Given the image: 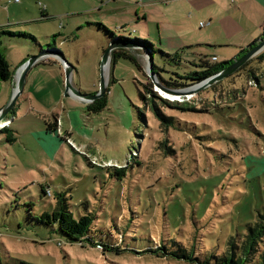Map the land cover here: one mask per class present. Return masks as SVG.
Returning a JSON list of instances; mask_svg holds the SVG:
<instances>
[{"label":"rangeland","instance_id":"rangeland-1","mask_svg":"<svg viewBox=\"0 0 264 264\" xmlns=\"http://www.w3.org/2000/svg\"><path fill=\"white\" fill-rule=\"evenodd\" d=\"M146 1L0 0V25L38 37H11L14 41L6 40L8 46H4L6 56L18 64L28 58L30 49L37 54L41 46L48 53L39 62L52 57L63 67L59 53L47 50L52 43L78 68L75 82L87 93L95 92L101 79V62L97 65L96 58L108 48L110 37L104 28L88 22H102L131 37L158 40L156 25L151 27V36L135 15V8ZM213 1L196 0V9L190 0H169L164 20L183 31L186 43L199 44L192 50L216 54L220 62L240 54L264 33V0ZM40 3L47 5L53 18L41 19ZM101 4L102 10L98 9ZM200 21L210 24L202 27ZM113 42L135 45L141 71L128 59L118 60L113 70L117 81L112 83L109 77L108 105L101 115L91 114L81 121L84 131L75 130L77 142L73 131L63 126L64 111L48 118L54 149L44 146L38 136L46 130L43 115L65 107L57 100V90L50 93L52 108L36 99H20L17 114L13 109L7 115L13 131L0 132V264L22 260L34 264H196L178 258L175 252L194 248L203 259L204 251L224 254L229 237L244 232L263 211L264 46L215 87L172 100L149 76L143 43ZM122 48L129 49L120 45L114 50ZM160 58L155 54V62L165 63L171 71L172 61ZM56 75L53 70L48 80ZM163 75L168 77L169 71ZM155 77L159 79L156 73ZM150 88L168 103L153 97ZM10 96L6 85L0 109ZM66 111L69 116L71 110L66 107ZM76 112L82 114V109ZM160 113L172 116L174 125H166ZM85 154L105 168L92 165ZM112 166H127V177L117 179ZM42 185L50 188L51 195L42 191ZM59 194L67 197L77 215H95L94 234L103 233L104 239L109 234L116 245L132 250L105 255L100 248L70 245L57 224L38 220L43 212L53 211ZM258 249L264 250V241Z\"/></svg>","mask_w":264,"mask_h":264},{"label":"trees","instance_id":"trees-1","mask_svg":"<svg viewBox=\"0 0 264 264\" xmlns=\"http://www.w3.org/2000/svg\"><path fill=\"white\" fill-rule=\"evenodd\" d=\"M41 4L42 3H40V5ZM51 18H53V16L47 13V5H46V9H43L41 6V19H51ZM88 25H92V26L95 25L100 29L104 28L110 37L108 40L109 44L114 40H120V41L132 40L134 42L136 41L143 43L144 48H146V50H149L152 54L154 61L153 67L155 73L159 77V80L165 86L175 89L187 88L189 86L200 84L205 79L213 76L214 74L228 67L230 64H232L235 60H237L245 53H247L251 48H253L264 38V33H263L262 35H260L258 39H255L244 49H242L241 53L238 54L237 56L233 57L232 59H226L224 61L219 62L218 58L216 59L214 58L217 57L215 54L206 55L192 50V48L194 47L193 45H185L180 48H169V47H164L154 41L128 36L125 34L124 31L123 32L120 31L117 32L115 30L112 31L111 27H109L108 25L102 22L91 21L88 22ZM28 35L34 36L30 32H26L22 30H13L10 29L7 25H0V83L12 79L16 72L11 68V65L5 53L4 46L6 45V40H13L11 37H17V36L21 37ZM34 37L38 38L36 35ZM47 48L48 49L53 48V44L48 43ZM105 50L106 49H104V51ZM41 51H43V49L40 46L38 53ZM157 53L162 59L164 58L172 61L171 64H173L174 67L171 71L167 69L165 63L164 65H158L155 62V54ZM111 58L112 60H111L110 82L112 83L117 81L116 77L114 76L113 70L120 58L128 59L132 61L140 70L141 65L139 61V51L137 49L134 50L133 48H129V49L122 48V49L114 50L112 52ZM261 58H264V56H262ZM165 71H169L168 77H165V75H163V72ZM215 86L216 84L214 83L209 87H215ZM109 90L110 88L108 87L106 89V93L102 97L97 98L93 102L86 104L85 115L83 116V118L91 114L94 115H98L100 113L102 114V112L104 111V109H106L108 105ZM149 92L152 94L153 97L159 98L164 103H168V100L166 98H163L162 96L157 94L155 91L152 90V88H150ZM139 93L142 99L145 100L146 97L143 96L140 90ZM150 101H154L153 98H151ZM153 109H155V111H158L154 107ZM13 112H15V109ZM160 117L165 121L166 125H170V126L174 125V120L172 116L165 117L160 113ZM9 126L10 124L0 130L4 132L12 133L13 130L9 129ZM48 127L49 130H51L50 129L51 124L48 123ZM56 132L60 135L58 129H56ZM86 157L89 160L87 155ZM89 162L92 165H97L105 168V166H102L100 164L92 163L91 160H89ZM112 167H114L113 168L114 172L111 173L112 175L115 174L117 179L122 181L124 177H127V166H121V167L112 166ZM41 188L45 194H48V191L50 190L49 187L42 185ZM19 193L17 194L19 195ZM31 197L32 196L27 198L31 200ZM18 204H20V202H18ZM30 205H32V203H30ZM38 220L45 224H57L59 231L68 237L67 242L70 245H77L82 248L94 247L97 250H99L100 248V251L103 252L105 255L107 252H113L120 255L123 252H128L132 250L127 248H121L119 245H116L114 240L110 238L109 234L105 239L101 237L103 233L94 234L93 227H94L95 215L92 212L83 213V214L81 213L77 215L76 212L70 209L68 205L67 197L64 196L63 194L61 195L59 194L53 211L43 212L41 215L38 216ZM263 236H264V209L263 211L259 212L254 222L248 223L246 225V229L244 230V232L237 233L229 237L227 243V249L224 254L223 253L220 254V252L209 253L208 251H204L206 258L203 259L201 258V255L196 254L194 248H188V251L186 249H181L176 251L175 255L178 258L187 259L195 262L196 264H264V250L259 251L258 249L259 243L264 241L262 240ZM58 243L62 244L61 242ZM20 264H34V263H31L26 260H22Z\"/></svg>","mask_w":264,"mask_h":264},{"label":"crops","instance_id":"crops-1","mask_svg":"<svg viewBox=\"0 0 264 264\" xmlns=\"http://www.w3.org/2000/svg\"><path fill=\"white\" fill-rule=\"evenodd\" d=\"M168 1L169 0H147L145 3H143L142 6L135 8V15H136L137 20L142 22L143 24H146L145 30H147L151 36H153V30L151 29L152 25L155 24L157 27L156 31H157V34L159 36L158 40L153 39L150 41H154V42H156V43H158L164 47H169V48H180V47L185 46V45H193V46L199 45L198 43H196V44L186 43V41H184L185 37L183 36L184 37L183 38L181 36V33L183 31L181 30V32H179L176 29V24L174 22H172L171 20H164L167 18V15L169 13V11H167L168 8H166V5H168L167 4ZM190 1H191V3H193L194 7L196 9H198V6L196 4V0H190ZM209 1L211 3L214 2L213 0H209ZM233 1H235V0H233ZM161 2H164V3L159 4ZM155 8H158L159 11H155ZM98 9H101V10L103 9L102 4H101V6L98 7ZM9 10H10V8H9ZM47 13H49L48 7H47ZM141 16H143L142 19H140ZM156 17L163 18V19L161 21H159ZM202 22H204V21H200V25L202 27L210 24V22H204L205 24L202 25L201 24ZM252 41H254V40H252ZM219 47H220V45H219ZM29 52L31 54L35 53V51H32L31 49ZM103 53H104V49H103ZM103 53H102V55H103ZM31 54H29L28 58L30 56H32ZM102 55H101V52H100V54L97 55V58H96L97 65H99V63L101 62V56ZM237 55L238 54H236L235 56H237ZM216 56L218 58V55H216ZM28 58L26 57L25 60ZM51 58L49 60L43 61V62L38 61L28 71V73L26 75V81H25L23 91L20 94L19 98L17 99L16 105L20 99H25L28 102L32 101V99H36L38 103H41V105L52 108L50 106L53 103V100L50 96V93L55 92V90H57V92H58L57 95L59 96L57 100L63 101L65 104V107L63 106V110L51 112L48 116H45L46 114H44L43 118L45 119V122H46V130L41 131L42 133L38 134V136H39L40 140L43 142L44 146H46V147L49 146L51 149L52 148L54 149L56 146V142H54L55 138H53L52 133H51V130H53V128H50L51 130H49V127H47L48 123H50L48 121V118L51 116H52L51 118H53L52 114L53 113L55 114V112H60L61 113L60 115H62V111H64L65 114L62 115V118L64 121L63 126L65 128H69L70 130L73 131V134L71 136L76 141V139L74 138L75 130L84 131V126L82 125L81 121L84 120L83 116L85 115L86 104L84 105L82 100H80L74 96H71V97L66 96L65 97V95H64L65 74L63 72L64 68L61 66L60 62H57L56 60H53ZM7 59H8V57H7ZM8 61L11 65V68L15 71H16V68L24 62V61H22L18 64H15L13 60L8 59ZM73 65H74V70H73V83H74V85L77 88L81 89L83 92H87V91L83 90L77 82H75V74L79 73V70L75 66V64H73ZM53 70H57L56 78H54V80L53 79L48 80L50 72H52ZM15 81H16V79H15V75H14L12 79L1 82L0 83V96H1V92H2L3 88L6 85L8 86V97L10 95H12V92L14 89L13 86H14ZM98 87H99V85H98ZM31 93L34 95V98L31 97ZM65 99H66V101H65ZM5 102L6 101L2 102V106L5 104ZM16 105L14 108L15 109V115L17 114L16 113ZM66 107L71 110L69 112V116L67 114ZM78 109H82V114L76 112V110H78ZM40 116L42 117V114H40ZM68 120L71 121L72 124ZM1 131L2 130H0V132Z\"/></svg>","mask_w":264,"mask_h":264},{"label":"water","instance_id":"water-1","mask_svg":"<svg viewBox=\"0 0 264 264\" xmlns=\"http://www.w3.org/2000/svg\"><path fill=\"white\" fill-rule=\"evenodd\" d=\"M128 46L129 48L134 47L129 46V44L125 43H119L115 44L114 42L110 43L108 48L104 51L102 58H101V79H100V85L99 89L96 92L93 93H87L83 92L81 89L77 88L73 83V70L74 65L67 61L63 52H61L58 49L50 48L47 49L50 51L53 49L54 51H57L60 55V57L65 61L63 64L64 67V73H65V90L64 95L67 97L74 96L86 103L93 102L97 98L102 97L106 93V89L108 87L109 83V75L106 77L104 73V69L106 65L110 63V59L112 57V52L115 49V47L118 46ZM264 46V38L261 40L258 44H256L253 48H251L247 53H245L243 56L235 60L232 64H230L228 67L223 69L222 71L214 74L213 76L205 79L200 84L189 86L187 88H181V89H175L165 86L159 79H156L155 77V71H154V61L152 54L149 50H146L147 52V67H148V73L155 85H157L158 88L161 89V91L166 92L168 94H172L173 96L182 97V96H188L190 94L196 93L197 91L204 89L208 86H211L212 84L224 79L231 73L238 70L252 55L257 53L262 47ZM45 50L34 54L30 56L26 61H24L18 70L15 72V77L17 79L16 86L14 88V91L12 92V95L10 96L8 102L4 105L3 108L0 109V122L5 120L7 115L15 108L16 101L19 98L20 94L23 91L25 81H26V75L28 71L31 69V67L36 64L38 61H40L42 58L45 57V54H47ZM157 75V74H156Z\"/></svg>","mask_w":264,"mask_h":264},{"label":"built area","instance_id":"built-area-1","mask_svg":"<svg viewBox=\"0 0 264 264\" xmlns=\"http://www.w3.org/2000/svg\"><path fill=\"white\" fill-rule=\"evenodd\" d=\"M16 1H19V0H16ZM41 6H42L43 9H46V4H43V3H42ZM201 24L203 25V24H205V23L202 22ZM214 58L216 59L217 57H214ZM163 96H164V95H163ZM170 99H172V100H178V99H180V98H177V99L170 98ZM8 120H9V119H6V120H3V121L0 122V129H2V128H4V127H6V126L9 125ZM6 122H7V123H6ZM3 124H6V125H3ZM68 143H70V144L73 146V143H72V141H71L70 139H69ZM48 194L51 195L50 190L48 191Z\"/></svg>","mask_w":264,"mask_h":264},{"label":"bare ground","instance_id":"bare-ground-1","mask_svg":"<svg viewBox=\"0 0 264 264\" xmlns=\"http://www.w3.org/2000/svg\"><path fill=\"white\" fill-rule=\"evenodd\" d=\"M108 70H109V65L107 64L106 67H105V69H104V73H105V76L106 77L108 76V72H109ZM165 94H166V92H165ZM166 96L171 97V98H174V99L180 98V97H177V96L175 97L172 94H169L168 95V93L166 94ZM3 125H6V124H3Z\"/></svg>","mask_w":264,"mask_h":264}]
</instances>
